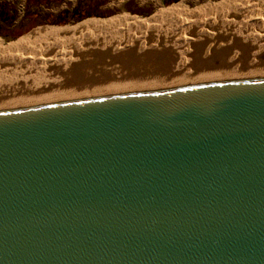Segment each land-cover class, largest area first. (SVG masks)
Wrapping results in <instances>:
<instances>
[{
  "label": "water",
  "instance_id": "obj_1",
  "mask_svg": "<svg viewBox=\"0 0 264 264\" xmlns=\"http://www.w3.org/2000/svg\"><path fill=\"white\" fill-rule=\"evenodd\" d=\"M0 264H264V81L0 114Z\"/></svg>",
  "mask_w": 264,
  "mask_h": 264
},
{
  "label": "bare ground",
  "instance_id": "obj_2",
  "mask_svg": "<svg viewBox=\"0 0 264 264\" xmlns=\"http://www.w3.org/2000/svg\"><path fill=\"white\" fill-rule=\"evenodd\" d=\"M262 9L264 0H236L188 15L173 10L144 22L97 23L69 30L59 42L12 45L0 50V114L263 82Z\"/></svg>",
  "mask_w": 264,
  "mask_h": 264
},
{
  "label": "rangeland",
  "instance_id": "obj_3",
  "mask_svg": "<svg viewBox=\"0 0 264 264\" xmlns=\"http://www.w3.org/2000/svg\"><path fill=\"white\" fill-rule=\"evenodd\" d=\"M234 1L236 0H175L169 5L154 1L153 4L147 3V6L138 7L129 6L130 3L125 6L123 0H48L45 4L31 7L27 13L23 0H0V4L5 5V10L0 14V50L31 41L59 42L69 30H80L83 28H79L81 26L110 24L124 17L131 21L135 19L144 22L160 13L173 11L176 7V10L183 9L188 15L192 12L213 10L221 4ZM137 2L134 0V3ZM82 15L90 16L76 22L75 19ZM117 63H121L120 59Z\"/></svg>",
  "mask_w": 264,
  "mask_h": 264
},
{
  "label": "trees",
  "instance_id": "obj_4",
  "mask_svg": "<svg viewBox=\"0 0 264 264\" xmlns=\"http://www.w3.org/2000/svg\"><path fill=\"white\" fill-rule=\"evenodd\" d=\"M23 1L25 3L27 13L30 11L31 7H33L35 5L45 4L48 2V0H23ZM52 1L57 2V0H52ZM173 2H175V0H165L164 4L169 5V4H172ZM4 6H5L4 4H0V14H2L3 11L5 10ZM76 11H78V10H76ZM88 16H90V15H86V16L82 15L79 18H76L75 21L76 22L81 21L82 19L87 18Z\"/></svg>",
  "mask_w": 264,
  "mask_h": 264
},
{
  "label": "crops",
  "instance_id": "obj_5",
  "mask_svg": "<svg viewBox=\"0 0 264 264\" xmlns=\"http://www.w3.org/2000/svg\"><path fill=\"white\" fill-rule=\"evenodd\" d=\"M124 1V5L125 4H129V6H138V7H144V6H147V3H148V5L149 4H153L154 3V1L155 2H158V1H160V4L162 3H164V1L165 0H139V1H141V2H137V0H135V2H137V3H134V0H123ZM126 6V5H125ZM176 8H178V7H176ZM176 8H175V10H176ZM179 11H182V12H184L183 11V9H178ZM185 13V12H184ZM144 16H147V15H144Z\"/></svg>",
  "mask_w": 264,
  "mask_h": 264
},
{
  "label": "flooded vegetation",
  "instance_id": "obj_6",
  "mask_svg": "<svg viewBox=\"0 0 264 264\" xmlns=\"http://www.w3.org/2000/svg\"><path fill=\"white\" fill-rule=\"evenodd\" d=\"M86 26H87V25H86ZM82 27L84 28L85 26H81V27H79V28H82Z\"/></svg>",
  "mask_w": 264,
  "mask_h": 264
}]
</instances>
